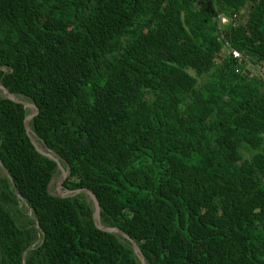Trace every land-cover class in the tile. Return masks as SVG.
Returning <instances> with one entry per match:
<instances>
[{
  "label": "trees",
  "instance_id": "1",
  "mask_svg": "<svg viewBox=\"0 0 264 264\" xmlns=\"http://www.w3.org/2000/svg\"><path fill=\"white\" fill-rule=\"evenodd\" d=\"M259 65L264 0H0V82L148 264H264ZM31 112L0 91V264H142Z\"/></svg>",
  "mask_w": 264,
  "mask_h": 264
},
{
  "label": "water",
  "instance_id": "2",
  "mask_svg": "<svg viewBox=\"0 0 264 264\" xmlns=\"http://www.w3.org/2000/svg\"><path fill=\"white\" fill-rule=\"evenodd\" d=\"M0 91L2 92V94L6 98H9V99H11L17 103H21L25 107L32 109V112L29 113L25 118V122H24L25 128H26V131H27L33 145L37 149V151H39L40 153L50 157L51 159L55 160L58 163V168L61 171V176L59 178V189H58L59 192L57 193V196L64 197V196H73V195H77L80 193H85L88 196V200H92L93 204L95 206L94 219H95V223L97 224V226L99 228H101L102 230L107 231V232H118V233H120L124 238H126L130 242L135 254L139 258L141 263L142 264H148L146 262V259H145V256H144L142 250L140 249V246L129 236L128 233H126L125 231H123L122 229H120L118 227L104 226L102 224V222H101V206H100V203H99L97 196L95 195V193L91 189L85 188V187L78 188V189H68V188L67 189L65 188L64 190L62 189L63 187H65L64 182H65V179L67 178V176L69 175V167L67 166V169L64 168L59 157L56 155V153H54V151H52L51 149L47 148L46 146H42L38 143L37 139H39V138L35 136V134L32 132L31 126H30V120L32 118H34L39 113L38 106L34 102H30L29 100H26L24 98V96H18L16 94H14L9 89H7L2 82H0ZM0 167L2 168L3 172L7 175L10 182L12 183V185L15 186L14 179H13L12 175L7 170V168L3 165L1 160H0ZM53 181L54 180H52L51 183ZM16 193L19 196V198L21 199V202L25 203V205L28 207V216L34 221V224L37 228L38 240L35 243V245H36L38 242L43 240V234H42V229H41L39 220L37 217L34 216L32 208L29 206L26 199L20 194V192L17 189H16ZM32 247H34V245L29 247V248H32Z\"/></svg>",
  "mask_w": 264,
  "mask_h": 264
},
{
  "label": "built area",
  "instance_id": "3",
  "mask_svg": "<svg viewBox=\"0 0 264 264\" xmlns=\"http://www.w3.org/2000/svg\"><path fill=\"white\" fill-rule=\"evenodd\" d=\"M219 19L221 21V23L223 24H226L228 23V19H226L225 17L223 16H219ZM236 19V18H235ZM233 58L234 59H238L240 61H246V62H249L248 59H246L242 54L236 52V51H233ZM257 70L260 71L263 75H264V67L263 66H257Z\"/></svg>",
  "mask_w": 264,
  "mask_h": 264
},
{
  "label": "rangeland",
  "instance_id": "4",
  "mask_svg": "<svg viewBox=\"0 0 264 264\" xmlns=\"http://www.w3.org/2000/svg\"><path fill=\"white\" fill-rule=\"evenodd\" d=\"M220 60V59H219ZM61 175H58L55 177V180L52 182L50 189H51V193H53L54 195H57V193L59 192V178ZM63 190L65 189V187L62 188Z\"/></svg>",
  "mask_w": 264,
  "mask_h": 264
},
{
  "label": "clouds",
  "instance_id": "5",
  "mask_svg": "<svg viewBox=\"0 0 264 264\" xmlns=\"http://www.w3.org/2000/svg\"><path fill=\"white\" fill-rule=\"evenodd\" d=\"M219 21H220V20H219ZM228 21H229L228 23H230V20H228ZM239 22H241V21H240V20H236V21H235V25H237ZM228 23L223 24V23H221V21H220V24H221V25H227ZM233 51H236V52L240 53L239 51H237V50H233V49H232V51H231L232 58H233ZM233 59H234V58H233ZM246 59H247V58H246ZM234 60H238V59H234ZM238 61H240V60H238ZM248 61H249V59H248ZM240 62H244V63H246L247 66L250 65V62H246V61H240Z\"/></svg>",
  "mask_w": 264,
  "mask_h": 264
},
{
  "label": "bare ground",
  "instance_id": "6",
  "mask_svg": "<svg viewBox=\"0 0 264 264\" xmlns=\"http://www.w3.org/2000/svg\"><path fill=\"white\" fill-rule=\"evenodd\" d=\"M113 227V226H112Z\"/></svg>",
  "mask_w": 264,
  "mask_h": 264
}]
</instances>
